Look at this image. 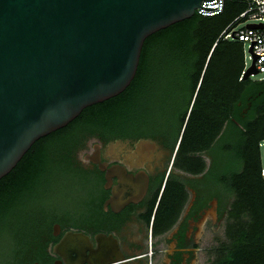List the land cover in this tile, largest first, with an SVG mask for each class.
Listing matches in <instances>:
<instances>
[{
	"label": "trees",
	"instance_id": "obj_1",
	"mask_svg": "<svg viewBox=\"0 0 264 264\" xmlns=\"http://www.w3.org/2000/svg\"><path fill=\"white\" fill-rule=\"evenodd\" d=\"M239 7L244 9L240 0H230L217 15L193 14L150 34L124 90L83 108L30 145L0 178V264H20L27 240L21 233L52 195L70 188L68 154L79 137L94 131L136 137L168 129L182 157L178 167L187 169L186 163L199 160L191 152L208 148L223 126L221 181L229 201L223 240L212 247L209 264H264V185L257 147L263 136L264 79L237 80L241 44L219 37Z\"/></svg>",
	"mask_w": 264,
	"mask_h": 264
},
{
	"label": "flooded vegetation",
	"instance_id": "obj_2",
	"mask_svg": "<svg viewBox=\"0 0 264 264\" xmlns=\"http://www.w3.org/2000/svg\"><path fill=\"white\" fill-rule=\"evenodd\" d=\"M226 134L223 126L208 148L191 152L199 160L187 169L178 167L168 129L79 137L68 154L73 183L21 233L28 241L20 264H209L229 201L221 181ZM67 237L72 246L54 252Z\"/></svg>",
	"mask_w": 264,
	"mask_h": 264
},
{
	"label": "water",
	"instance_id": "obj_3",
	"mask_svg": "<svg viewBox=\"0 0 264 264\" xmlns=\"http://www.w3.org/2000/svg\"><path fill=\"white\" fill-rule=\"evenodd\" d=\"M200 1L0 0V178L38 138L124 90L144 39ZM253 59L243 79L256 73Z\"/></svg>",
	"mask_w": 264,
	"mask_h": 264
},
{
	"label": "built area",
	"instance_id": "obj_4",
	"mask_svg": "<svg viewBox=\"0 0 264 264\" xmlns=\"http://www.w3.org/2000/svg\"><path fill=\"white\" fill-rule=\"evenodd\" d=\"M230 0H201L200 7L194 9V14L200 17L214 16L222 12L225 4ZM244 4V9L240 11L220 32L221 39L235 40L240 43L246 42L253 59V68L258 74H262L264 79V0H240ZM217 3V5H216ZM216 6V7H215ZM201 7H215L209 11H202ZM239 20L248 21L244 26L231 30L232 26ZM247 25H259V27H248ZM246 68L244 61L237 80L243 79L242 76ZM253 75V74H250ZM249 75V76H250ZM248 76V77H249ZM261 150V159L259 167V178L264 185V112H263V136L257 143Z\"/></svg>",
	"mask_w": 264,
	"mask_h": 264
},
{
	"label": "rangeland",
	"instance_id": "obj_5",
	"mask_svg": "<svg viewBox=\"0 0 264 264\" xmlns=\"http://www.w3.org/2000/svg\"><path fill=\"white\" fill-rule=\"evenodd\" d=\"M242 9H243L242 7H239L237 12L241 11ZM247 22L248 21L239 20L238 23H236V24H234L232 26L231 30H235V28H240V27L244 26V24L247 23ZM240 44H241L242 62L244 61V67L247 68V67H249V65L251 63V55H250V52L248 50L247 43L244 42V43H240ZM260 78H262V74H258V73H255V74L250 75L248 77V79L252 80V81L260 80ZM258 150H259V160H260L261 159V150L260 149H258ZM220 238H221V241H222L223 240V233L220 235ZM211 245H212V247L214 246L213 244H211Z\"/></svg>",
	"mask_w": 264,
	"mask_h": 264
}]
</instances>
